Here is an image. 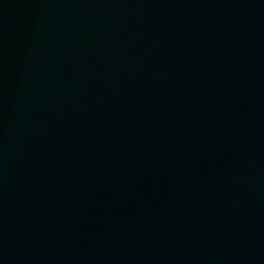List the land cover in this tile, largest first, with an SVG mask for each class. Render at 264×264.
Returning a JSON list of instances; mask_svg holds the SVG:
<instances>
[{
    "label": "water",
    "instance_id": "obj_1",
    "mask_svg": "<svg viewBox=\"0 0 264 264\" xmlns=\"http://www.w3.org/2000/svg\"><path fill=\"white\" fill-rule=\"evenodd\" d=\"M0 264H264V0H0Z\"/></svg>",
    "mask_w": 264,
    "mask_h": 264
}]
</instances>
